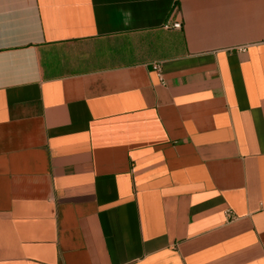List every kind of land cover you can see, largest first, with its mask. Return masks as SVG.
I'll use <instances>...</instances> for the list:
<instances>
[{"label":"crops","instance_id":"crops-1","mask_svg":"<svg viewBox=\"0 0 264 264\" xmlns=\"http://www.w3.org/2000/svg\"><path fill=\"white\" fill-rule=\"evenodd\" d=\"M0 264H264V0H0Z\"/></svg>","mask_w":264,"mask_h":264},{"label":"built area","instance_id":"built-area-1","mask_svg":"<svg viewBox=\"0 0 264 264\" xmlns=\"http://www.w3.org/2000/svg\"><path fill=\"white\" fill-rule=\"evenodd\" d=\"M182 27H183V25L179 21H176L172 24L167 23L165 25L166 29L180 30V29H182ZM246 49H247V47H241L240 48L241 51H245ZM153 68H154L155 72L157 73L159 80L163 83L164 82V75H163V72L161 69V65L157 63L153 66ZM224 214H225L227 222H233V221L237 220L236 215L233 213V211L231 209H226Z\"/></svg>","mask_w":264,"mask_h":264}]
</instances>
